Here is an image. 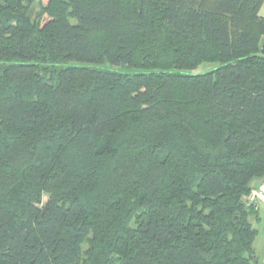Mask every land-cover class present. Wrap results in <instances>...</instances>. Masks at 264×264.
Segmentation results:
<instances>
[{
	"label": "trees",
	"instance_id": "16d2710c",
	"mask_svg": "<svg viewBox=\"0 0 264 264\" xmlns=\"http://www.w3.org/2000/svg\"><path fill=\"white\" fill-rule=\"evenodd\" d=\"M261 4L0 0V264H263Z\"/></svg>",
	"mask_w": 264,
	"mask_h": 264
},
{
	"label": "crops",
	"instance_id": "0c3cea01",
	"mask_svg": "<svg viewBox=\"0 0 264 264\" xmlns=\"http://www.w3.org/2000/svg\"><path fill=\"white\" fill-rule=\"evenodd\" d=\"M260 15L264 16V0H262V4L260 7ZM253 185L255 188L261 187L264 189V179H256L253 182ZM257 204L259 219L252 220L253 224L258 229V234L255 239L254 246L259 259L264 264V199L259 200Z\"/></svg>",
	"mask_w": 264,
	"mask_h": 264
},
{
	"label": "rangeland",
	"instance_id": "374dc122",
	"mask_svg": "<svg viewBox=\"0 0 264 264\" xmlns=\"http://www.w3.org/2000/svg\"><path fill=\"white\" fill-rule=\"evenodd\" d=\"M66 64H72V65H80V64H84L82 62H78V61H69ZM219 66V63H214V62H204L202 63L197 69L193 70V72H206V71H210L213 70L215 68H217ZM105 67H111L113 69L116 70H124V71H135L136 69H130V68H126V67H122V66H111L110 64H106ZM47 197H45L46 199ZM258 205V204H256Z\"/></svg>",
	"mask_w": 264,
	"mask_h": 264
},
{
	"label": "built area",
	"instance_id": "2783aa9c",
	"mask_svg": "<svg viewBox=\"0 0 264 264\" xmlns=\"http://www.w3.org/2000/svg\"><path fill=\"white\" fill-rule=\"evenodd\" d=\"M261 199H264V189L261 187L253 189L252 193L247 198L248 202L251 204H257Z\"/></svg>",
	"mask_w": 264,
	"mask_h": 264
},
{
	"label": "water",
	"instance_id": "95a60500",
	"mask_svg": "<svg viewBox=\"0 0 264 264\" xmlns=\"http://www.w3.org/2000/svg\"><path fill=\"white\" fill-rule=\"evenodd\" d=\"M260 48H261V52L264 54V42H263V43H261V46H260Z\"/></svg>",
	"mask_w": 264,
	"mask_h": 264
}]
</instances>
